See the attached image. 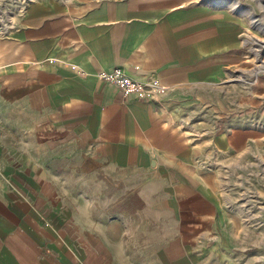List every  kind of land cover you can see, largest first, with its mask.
<instances>
[{"label": "crops", "instance_id": "crops-1", "mask_svg": "<svg viewBox=\"0 0 264 264\" xmlns=\"http://www.w3.org/2000/svg\"><path fill=\"white\" fill-rule=\"evenodd\" d=\"M19 15L0 35V264H264L211 169L248 132L183 126L242 66L244 19L187 0H34ZM117 67L155 78L159 104L98 81Z\"/></svg>", "mask_w": 264, "mask_h": 264}, {"label": "rangeland", "instance_id": "rangeland-1", "mask_svg": "<svg viewBox=\"0 0 264 264\" xmlns=\"http://www.w3.org/2000/svg\"><path fill=\"white\" fill-rule=\"evenodd\" d=\"M31 1L34 0H0V28L14 25L24 6ZM61 1L81 6L98 0ZM187 1L221 8H230L235 2L238 7L232 11L246 23L241 36L245 55L242 66L223 81L204 89L207 98L194 102L196 112L185 115L183 126L194 136L199 127L205 125L208 130L235 125L248 132V143L240 155L229 163H215L211 169L225 202L242 204L248 229H252L257 238L263 235L264 239V0ZM249 206L252 210L246 209Z\"/></svg>", "mask_w": 264, "mask_h": 264}, {"label": "built area", "instance_id": "built-area-1", "mask_svg": "<svg viewBox=\"0 0 264 264\" xmlns=\"http://www.w3.org/2000/svg\"><path fill=\"white\" fill-rule=\"evenodd\" d=\"M14 25L0 28V35L7 34V31ZM97 79L101 83L114 85L119 90L123 101L142 100L146 102H156L159 104L160 98L164 94L165 89L161 88L155 78L148 77L147 80H138L129 77L120 68H111L110 70H102L97 74Z\"/></svg>", "mask_w": 264, "mask_h": 264}, {"label": "bare ground", "instance_id": "bare-ground-1", "mask_svg": "<svg viewBox=\"0 0 264 264\" xmlns=\"http://www.w3.org/2000/svg\"><path fill=\"white\" fill-rule=\"evenodd\" d=\"M211 1H215V0H211ZM260 5H261V4H260ZM229 7H230L231 10H232V9H234V8L237 9L238 6L235 4V2H232V4H231ZM262 7H263V6H262ZM250 18H251V21H252V22L255 21L254 19H252L251 16H250Z\"/></svg>", "mask_w": 264, "mask_h": 264}]
</instances>
